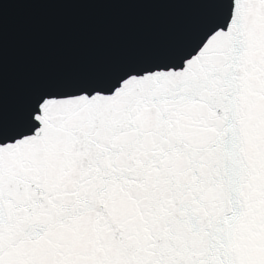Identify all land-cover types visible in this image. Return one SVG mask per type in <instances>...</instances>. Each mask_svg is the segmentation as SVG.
Masks as SVG:
<instances>
[{
	"label": "snow or ice",
	"instance_id": "snow-or-ice-1",
	"mask_svg": "<svg viewBox=\"0 0 264 264\" xmlns=\"http://www.w3.org/2000/svg\"><path fill=\"white\" fill-rule=\"evenodd\" d=\"M165 2L161 52L0 84V264H264V0Z\"/></svg>",
	"mask_w": 264,
	"mask_h": 264
},
{
	"label": "water",
	"instance_id": "water-1",
	"mask_svg": "<svg viewBox=\"0 0 264 264\" xmlns=\"http://www.w3.org/2000/svg\"><path fill=\"white\" fill-rule=\"evenodd\" d=\"M0 3L6 115L33 88L165 50L195 22L197 8L165 0Z\"/></svg>",
	"mask_w": 264,
	"mask_h": 264
}]
</instances>
